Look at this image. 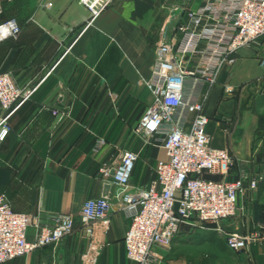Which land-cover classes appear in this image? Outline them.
Listing matches in <instances>:
<instances>
[{
	"label": "crops",
	"instance_id": "1",
	"mask_svg": "<svg viewBox=\"0 0 264 264\" xmlns=\"http://www.w3.org/2000/svg\"><path fill=\"white\" fill-rule=\"evenodd\" d=\"M177 2L113 0L90 21L89 9L78 0H0V22L15 17L22 27L18 37L0 42V71L10 73L19 86L34 89L12 116L11 131L0 147V192L15 210L39 212L44 224L58 212H71L79 223L85 200L106 192L114 202L119 198L122 188L104 183L99 168L104 160L118 159L125 148L140 154L132 185L146 186L155 177L157 160L165 157L164 135L147 143L135 127L153 99L148 83L155 46L163 39L169 8ZM201 2L194 0L193 5ZM176 22L170 23V33ZM259 39L241 48L234 63L224 61L215 82L192 75L185 81V98L204 103L211 144L228 148L235 158L231 178L260 174L254 159L259 112L252 99L253 79L240 67L244 60L260 67L264 38ZM197 61L190 59L189 68ZM100 137L106 143L95 152ZM258 190H240L238 213L225 221L228 228L260 227L264 232ZM129 224L127 213L114 205L108 222L97 224L92 237L75 231L3 264H133L124 243ZM34 237L30 227L28 238ZM205 244L233 256L219 258L218 264H264V239L237 252L212 226L182 225L167 247ZM164 247H153L156 264L166 255ZM178 260L200 262L182 254Z\"/></svg>",
	"mask_w": 264,
	"mask_h": 264
},
{
	"label": "built area",
	"instance_id": "2",
	"mask_svg": "<svg viewBox=\"0 0 264 264\" xmlns=\"http://www.w3.org/2000/svg\"><path fill=\"white\" fill-rule=\"evenodd\" d=\"M78 1L89 9L91 21L113 0ZM193 2L178 0L169 8L148 83L153 99L135 127L147 143L164 135L165 157L157 160L155 177L146 186L131 184L140 155L135 149L125 148L118 159L104 160L99 168L102 181L121 187L122 192L115 202L109 192L85 200L79 223L73 213L58 212L50 224H44L39 212L15 210L8 195L0 192V264L39 246L57 244L75 231L92 237L97 224L108 222L114 205L130 218L124 243L133 264H152L153 247L169 245L182 225L212 226L237 252L264 239L260 227L242 230L225 225L238 213L240 190H256L263 176L230 177L235 158L228 148L211 144L204 103L184 96L188 75L215 82L224 61L234 63L241 48L264 37V0H202L197 6ZM173 20L177 22L170 33ZM0 29H7V34H0V42L22 31L15 17L0 22ZM190 59L198 60L194 68L188 66ZM33 92L0 71V147L11 131L12 116ZM190 113L194 114L191 121ZM105 143V137L98 138L93 150L99 151ZM30 227L35 228L32 240Z\"/></svg>",
	"mask_w": 264,
	"mask_h": 264
},
{
	"label": "rangeland",
	"instance_id": "3",
	"mask_svg": "<svg viewBox=\"0 0 264 264\" xmlns=\"http://www.w3.org/2000/svg\"><path fill=\"white\" fill-rule=\"evenodd\" d=\"M264 38V37H260ZM261 40V39H259ZM263 56H259V64L258 66L257 62L249 63L246 60L242 61L240 67L243 70H249L248 74L250 75L249 78L253 79L251 84L253 86L252 88V99L255 101L254 104L256 105L258 112H259V123L258 128L256 131V151L254 153V159L259 164L260 173L263 178L261 179L259 186L256 190L260 188V184L264 180V64H263ZM251 66V67H250ZM260 69L258 72L257 69ZM257 72V73H256ZM247 75V72L245 71L244 75ZM245 78V77H244ZM250 84V85H251ZM139 162V160H138ZM253 172H255V169H252ZM261 200L264 202V193L261 197ZM260 204V203H258ZM264 204V203H263ZM175 251H174V249ZM163 251H165L166 255H162L163 257L159 261V264H182L179 259L180 255L185 256H194L195 258H198L200 262L196 264H208L211 260L213 261V264H218L220 262L219 258H232L230 254H223L217 249H214L210 247V245L205 244L203 246L197 247V246H186V245H171L170 247H164ZM187 254V255H186ZM189 254V255H188ZM203 259H206V263H202ZM152 264H156L154 261Z\"/></svg>",
	"mask_w": 264,
	"mask_h": 264
},
{
	"label": "trees",
	"instance_id": "4",
	"mask_svg": "<svg viewBox=\"0 0 264 264\" xmlns=\"http://www.w3.org/2000/svg\"><path fill=\"white\" fill-rule=\"evenodd\" d=\"M258 192L260 193V195H263V192H264V180L260 184V188H259Z\"/></svg>",
	"mask_w": 264,
	"mask_h": 264
},
{
	"label": "clouds",
	"instance_id": "5",
	"mask_svg": "<svg viewBox=\"0 0 264 264\" xmlns=\"http://www.w3.org/2000/svg\"><path fill=\"white\" fill-rule=\"evenodd\" d=\"M0 34H7V29H0Z\"/></svg>",
	"mask_w": 264,
	"mask_h": 264
}]
</instances>
